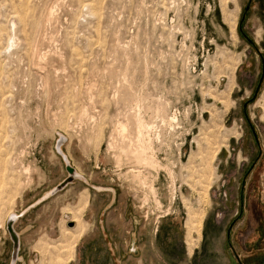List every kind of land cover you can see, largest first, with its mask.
Here are the masks:
<instances>
[{"label": "rangeland", "instance_id": "1", "mask_svg": "<svg viewBox=\"0 0 264 264\" xmlns=\"http://www.w3.org/2000/svg\"><path fill=\"white\" fill-rule=\"evenodd\" d=\"M115 194L202 238L169 261L264 264V0H0V264L11 213L16 264H78Z\"/></svg>", "mask_w": 264, "mask_h": 264}, {"label": "crops", "instance_id": "2", "mask_svg": "<svg viewBox=\"0 0 264 264\" xmlns=\"http://www.w3.org/2000/svg\"><path fill=\"white\" fill-rule=\"evenodd\" d=\"M102 191V190H100ZM112 200L109 204V208H105L106 212L112 211L121 214L119 218H112L114 214H103L98 220H96V226L98 234L91 232L87 234L80 242H78V264H84L83 255L81 253V247L92 248L93 258H96L97 251L94 249L102 248L103 254H107L109 258V264H148L149 254L147 248H152L155 252V257L161 261V264H177L176 261L170 258V253L180 252L182 253V246L186 243L189 256L194 254L196 245L202 238H193L195 242L191 243V238H186V241L179 240L177 237L178 232V219L179 212L177 208H173L172 215L160 222L159 229L153 231L152 226L140 225L137 220L134 219L133 214L129 212L127 204L118 203L117 196L111 195ZM125 206V207H124ZM91 203H89L88 209H90ZM122 228L124 236L117 239L114 236V230L112 227ZM152 228V230H151ZM21 234V233H20ZM21 239L22 235H21ZM23 243V240H22ZM179 243L182 245L180 246ZM195 243V244H194ZM23 247V244H22ZM187 256V254H186ZM234 262L229 264H241V256L233 255ZM22 259V256L21 258ZM21 261V260H20Z\"/></svg>", "mask_w": 264, "mask_h": 264}, {"label": "water", "instance_id": "3", "mask_svg": "<svg viewBox=\"0 0 264 264\" xmlns=\"http://www.w3.org/2000/svg\"><path fill=\"white\" fill-rule=\"evenodd\" d=\"M255 136L257 138V134L255 133ZM64 139H61L57 145V149L59 151V148L61 149V146L63 144ZM60 153V151H59ZM62 154V153H60ZM63 156V154H62ZM66 170L69 174L68 178L65 179L59 186H57V188H55V192L57 191H61L64 190L69 184L74 183V181L76 180V178L74 177L76 169L74 167H72L71 163L66 165ZM15 223L13 220H9L8 224H7V230L10 234V237L12 239V242L14 243V252H13V259L12 262L15 261V264L18 262L19 259V254H20V250H21V238L19 236V234L17 233L16 229H15ZM70 227H74L73 223H70Z\"/></svg>", "mask_w": 264, "mask_h": 264}, {"label": "bare ground", "instance_id": "4", "mask_svg": "<svg viewBox=\"0 0 264 264\" xmlns=\"http://www.w3.org/2000/svg\"><path fill=\"white\" fill-rule=\"evenodd\" d=\"M225 15H226V13H225ZM231 18H233V17H232L231 15L229 16V14L227 13L226 18H224V19H226V21H228V22L230 23V22H231ZM224 22H225V21H224ZM228 22H227V23H228ZM229 23H228V24H229ZM260 105H261V104H260ZM175 119H176V118L173 117V120H175ZM149 128L152 129V127H150V126H149ZM122 130H123V131H126V128L123 127ZM142 132H143V125H142L141 123H139V124H138V134H139V136L142 135ZM67 138H68V137H67ZM139 141H140V140H139ZM59 151H60V153L63 154V158L65 159L66 164H68V163L70 164L69 158H68L67 155L63 152V150L59 148ZM145 154H147V153H146V150L144 151V154H142V157H144ZM153 156H156L154 150H153ZM137 164L145 165V164H146V159H144L143 163H141V160H140V161L138 160ZM136 173H137L138 175H140L141 172H136ZM140 176H141V175H140ZM74 177H75L76 179H77V178L85 179V178L81 175V173L79 174V172L77 171V169H76V172H75ZM151 190H152V189H151ZM54 191H55V190H54ZM54 191L50 192L49 194H50V195L53 194ZM19 217H20V216L17 215L16 213H11V214L9 215L7 221H9V220H13L14 222H16V221L19 219ZM68 217H69V216H68ZM71 223L74 224V227H70V226H68V227H69V228H75V224L78 223V220H77V219H74ZM75 230H76V229H75ZM81 239H82V238H81ZM79 241H80V240H79ZM20 260H21V259H20V257H19L18 262H19ZM11 264H15V261L12 262Z\"/></svg>", "mask_w": 264, "mask_h": 264}, {"label": "built area", "instance_id": "5", "mask_svg": "<svg viewBox=\"0 0 264 264\" xmlns=\"http://www.w3.org/2000/svg\"><path fill=\"white\" fill-rule=\"evenodd\" d=\"M146 212V210L144 211V213ZM160 215H158L157 217H156V219L158 220V222H155L154 224H157L158 225V223H159V220L160 219H163V218H165V217H167V216H169L170 214H167V213H165L164 211H162V212H158ZM154 216V215H153ZM144 217V219H145V221H148L149 220V215H148V213L146 212L145 213V215L143 216ZM156 220V221H157ZM158 230V229H157Z\"/></svg>", "mask_w": 264, "mask_h": 264}]
</instances>
